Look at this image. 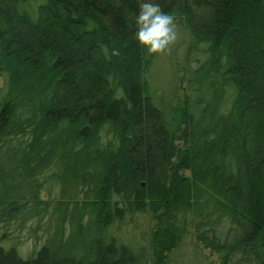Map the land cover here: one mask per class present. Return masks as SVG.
<instances>
[{"label": "trees", "instance_id": "16d2710c", "mask_svg": "<svg viewBox=\"0 0 264 264\" xmlns=\"http://www.w3.org/2000/svg\"><path fill=\"white\" fill-rule=\"evenodd\" d=\"M144 2L0 0V264H264V0Z\"/></svg>", "mask_w": 264, "mask_h": 264}, {"label": "clouds", "instance_id": "9594fccd", "mask_svg": "<svg viewBox=\"0 0 264 264\" xmlns=\"http://www.w3.org/2000/svg\"><path fill=\"white\" fill-rule=\"evenodd\" d=\"M135 27V39L149 55L164 54L178 38L175 17L162 12L153 0H146L139 6ZM120 54L119 49L111 51L113 57Z\"/></svg>", "mask_w": 264, "mask_h": 264}, {"label": "rangeland", "instance_id": "374dc122", "mask_svg": "<svg viewBox=\"0 0 264 264\" xmlns=\"http://www.w3.org/2000/svg\"><path fill=\"white\" fill-rule=\"evenodd\" d=\"M170 74V71L167 69V74L166 76H168ZM0 84H1V79H0Z\"/></svg>", "mask_w": 264, "mask_h": 264}]
</instances>
